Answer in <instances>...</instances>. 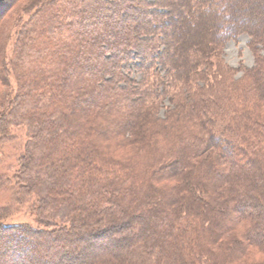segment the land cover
<instances>
[{"label": "trees", "instance_id": "1", "mask_svg": "<svg viewBox=\"0 0 264 264\" xmlns=\"http://www.w3.org/2000/svg\"><path fill=\"white\" fill-rule=\"evenodd\" d=\"M88 2L37 1L0 48V143L26 128L15 194L37 198V224L0 220V264H264V54L221 71L240 34L264 46L259 2Z\"/></svg>", "mask_w": 264, "mask_h": 264}, {"label": "rangeland", "instance_id": "2", "mask_svg": "<svg viewBox=\"0 0 264 264\" xmlns=\"http://www.w3.org/2000/svg\"><path fill=\"white\" fill-rule=\"evenodd\" d=\"M39 0H0V48L2 51L7 48V51L10 49V38L14 34V30L18 24L19 20H26L27 19V14L29 10L33 8L35 3ZM254 1L255 4L259 2L257 7L253 8L252 14L259 13L261 17H263L264 12L263 10V3L259 0H251ZM110 0H99V2L91 1L89 0L88 4L90 7L93 8L95 6L98 8V11H102L106 9V7L109 6ZM92 12H94L92 10ZM175 13H173L174 15ZM250 17V16H249ZM252 17V16H251ZM122 18L124 19L125 17L122 15ZM126 22H131V18H125ZM159 23V22H157ZM113 29V27H112ZM137 37H134L136 39ZM133 41V40H132ZM249 35L246 33L240 34L235 40H230L226 43V45L223 48V55L222 59L224 62L222 63L221 66V71L223 73L228 74L229 79H235L239 80L243 76V72L247 68H252L255 64L256 60V54H264V46L259 45V50L251 48L249 44ZM123 46V43L120 44ZM113 53V52H112ZM114 55V54H113ZM1 58V56H0ZM132 77L135 79L139 80L141 78V72L137 71L135 68H133L132 71ZM10 80L12 82L13 87L15 88V78L11 75ZM162 82L158 83V86L160 90H165L162 85ZM167 85V82H165ZM204 82L203 81H197V86H202ZM160 84V85H159ZM195 82H191V85H196ZM207 89V88H206ZM188 89L185 91V95L187 96ZM168 96H163L164 99V105H162L161 110L159 111L161 114V117H164L162 113L167 111V108H170L173 106V104L169 101ZM187 98V97H186ZM263 116H264V110H263ZM228 122V121H227ZM225 122V120H218V126L219 128L222 129V127L226 126L228 123ZM123 139V138H122ZM121 140V138H120ZM125 140V138H124ZM111 141V142H110ZM108 140L107 143H105V148L106 150L111 151V154L120 156L121 158L128 159L132 158L134 156V152H136V148H133L130 146L129 148H124L119 150V148L115 149V139L113 140ZM123 142V141H121ZM27 143V130L25 127H12L10 133H8L7 137L0 143V175H3L2 182H0V220H3V222H6L8 225L9 224H23V225H29L31 224L32 226L34 224H37L36 222V214H34L33 208L34 205L36 204V197L34 195H31L24 199V201H20L17 198V194H15L17 190L16 186V179L15 175L18 173L19 170V165H18V160L20 156L22 155L25 145ZM124 143V142H123ZM135 150H131V149ZM240 176H232L231 180L232 182H240L239 181ZM183 180V179H182ZM176 184H178V181L175 179L163 181V183H160L161 186L165 187H174ZM261 187V186H260ZM42 191H46L44 187H41ZM257 190H260L257 188ZM212 193H209L207 198L213 199L214 197L212 196ZM218 199H222L218 198ZM222 201H224L222 199ZM225 205V204H224ZM10 210V215L5 217V219H2V214L3 210ZM2 210V212H1ZM5 210V211H6ZM4 242V244H6ZM13 243H7L6 247L8 245H11ZM3 247V245H2ZM0 247V261H1V256L3 255V248ZM20 247V245H18ZM46 250H42L36 248L35 252L43 254L45 253ZM30 251V261L33 260V257L31 255ZM73 256H76L75 253L72 254ZM48 261L50 260H56V258H52L51 256L46 255ZM55 257V254L53 255ZM261 255L259 254H252L251 258L255 257H260ZM250 259V258H249ZM20 263V262H19ZM11 264H14L11 262ZM25 264V263H24Z\"/></svg>", "mask_w": 264, "mask_h": 264}]
</instances>
